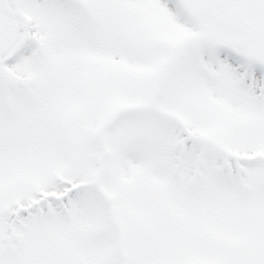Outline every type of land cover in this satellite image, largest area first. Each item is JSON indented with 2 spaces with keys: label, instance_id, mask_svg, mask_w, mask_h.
Instances as JSON below:
<instances>
[{
  "label": "snow or ice",
  "instance_id": "snow-or-ice-1",
  "mask_svg": "<svg viewBox=\"0 0 264 264\" xmlns=\"http://www.w3.org/2000/svg\"><path fill=\"white\" fill-rule=\"evenodd\" d=\"M0 264H264V0H0Z\"/></svg>",
  "mask_w": 264,
  "mask_h": 264
}]
</instances>
